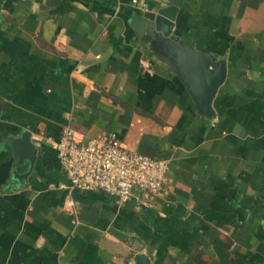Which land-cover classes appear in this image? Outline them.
Returning a JSON list of instances; mask_svg holds the SVG:
<instances>
[{"label": "crops", "instance_id": "1", "mask_svg": "<svg viewBox=\"0 0 264 264\" xmlns=\"http://www.w3.org/2000/svg\"><path fill=\"white\" fill-rule=\"evenodd\" d=\"M225 60L206 120L147 47L146 10ZM114 132L167 160L119 203L70 189L53 143ZM31 133L21 168L3 141ZM18 172L19 175H14ZM24 174V175H23ZM264 264V0H0V264Z\"/></svg>", "mask_w": 264, "mask_h": 264}, {"label": "built area", "instance_id": "2", "mask_svg": "<svg viewBox=\"0 0 264 264\" xmlns=\"http://www.w3.org/2000/svg\"><path fill=\"white\" fill-rule=\"evenodd\" d=\"M53 147L70 189L100 191L123 203L136 189L148 198L168 183L166 159L126 148L114 132L82 139L67 124Z\"/></svg>", "mask_w": 264, "mask_h": 264}, {"label": "water", "instance_id": "3", "mask_svg": "<svg viewBox=\"0 0 264 264\" xmlns=\"http://www.w3.org/2000/svg\"><path fill=\"white\" fill-rule=\"evenodd\" d=\"M177 6L168 4L156 10H146L149 20L143 36L148 51L163 62L178 78L193 103L196 114L206 120L215 118L212 101L226 78L227 66L223 58L187 45L173 32ZM3 147L15 156L18 171L28 167L34 159L35 146L31 133L23 130L17 137L3 141ZM14 175H19L14 172ZM24 175V174H23ZM134 264H150L149 258L135 254Z\"/></svg>", "mask_w": 264, "mask_h": 264}, {"label": "trees", "instance_id": "4", "mask_svg": "<svg viewBox=\"0 0 264 264\" xmlns=\"http://www.w3.org/2000/svg\"><path fill=\"white\" fill-rule=\"evenodd\" d=\"M196 113V112H195ZM198 115V114H197ZM199 116V115H198ZM201 117V116H200ZM203 118V117H202ZM157 158V157H156Z\"/></svg>", "mask_w": 264, "mask_h": 264}]
</instances>
